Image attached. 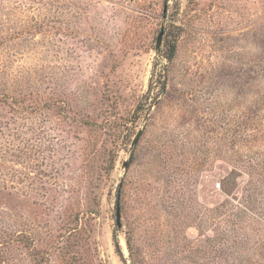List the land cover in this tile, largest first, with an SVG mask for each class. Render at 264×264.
Masks as SVG:
<instances>
[{
  "label": "rangeland",
  "instance_id": "1",
  "mask_svg": "<svg viewBox=\"0 0 264 264\" xmlns=\"http://www.w3.org/2000/svg\"><path fill=\"white\" fill-rule=\"evenodd\" d=\"M248 263L264 0H0V264Z\"/></svg>",
  "mask_w": 264,
  "mask_h": 264
},
{
  "label": "trees",
  "instance_id": "2",
  "mask_svg": "<svg viewBox=\"0 0 264 264\" xmlns=\"http://www.w3.org/2000/svg\"><path fill=\"white\" fill-rule=\"evenodd\" d=\"M163 33H164V30H163ZM176 42H175V39H173L172 41H171V43L169 44V46H168V49H167V51L166 52H164L162 55H163V57L166 59V61H168V62H170L171 60H172V58H173V56H174V53H175V49H176V44H175ZM133 160V154L131 153V155H130V158H129V163L131 162ZM248 187H250V192L251 193H253V194H250L249 196H248V198L247 199H249V198H253L252 199V201L254 200V199H257V196H256V194H257V189H256V186L254 185H252V183L250 184V186L248 185ZM259 188V190H261L263 187H258ZM227 207V205L224 207L225 209L224 210H218L219 211V214H223V213H226V212H229L230 214H232L233 216L234 215H239L238 213H242L244 210H243V208L244 209H248V205H245L244 207H240L239 206V208L237 207V206H233L234 208H231V209H227L226 208ZM237 207V208H236ZM251 208H252V210L254 209L257 213H258V207H256V206H253V205H251ZM232 223H234L233 221L231 222V224ZM128 241V243L130 244V240L128 239L127 240ZM115 242V246H116V248H118V242H117V240H115L114 241ZM248 264H252V263H248Z\"/></svg>",
  "mask_w": 264,
  "mask_h": 264
},
{
  "label": "water",
  "instance_id": "3",
  "mask_svg": "<svg viewBox=\"0 0 264 264\" xmlns=\"http://www.w3.org/2000/svg\"><path fill=\"white\" fill-rule=\"evenodd\" d=\"M163 11H165V5H164V9ZM163 26H161L158 34H157V37H156V42H155V50H158L159 47H160V43H161V39H162V35H163ZM140 132L141 130H138L136 135L134 136L132 142H131V146H130V149L134 146V144L136 143L137 139H138V136L140 135ZM127 161H124L123 162V167H126L127 166ZM115 222H116V225L118 227V229H121V215H120V208H119V204L116 203V209H115Z\"/></svg>",
  "mask_w": 264,
  "mask_h": 264
}]
</instances>
